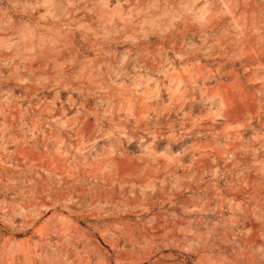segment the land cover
I'll list each match as a JSON object with an SVG mask.
<instances>
[{"label":"rangeland","instance_id":"1","mask_svg":"<svg viewBox=\"0 0 264 264\" xmlns=\"http://www.w3.org/2000/svg\"><path fill=\"white\" fill-rule=\"evenodd\" d=\"M0 264H264V0H0Z\"/></svg>","mask_w":264,"mask_h":264},{"label":"bare ground","instance_id":"2","mask_svg":"<svg viewBox=\"0 0 264 264\" xmlns=\"http://www.w3.org/2000/svg\"><path fill=\"white\" fill-rule=\"evenodd\" d=\"M101 45V44H100ZM103 50V49H102ZM101 50V51H102ZM43 51V50H42ZM100 51V52H101ZM87 55V54H86ZM140 58V57H139ZM98 66V65H97ZM51 72V71H50ZM75 78V77H74ZM150 78V77H149ZM152 79V78H151ZM145 80V79H144ZM46 82V81H45ZM137 86V85H136ZM148 86V85H147ZM117 87V86H116ZM142 87V86H141ZM145 88V87H144ZM102 88H100V90H101ZM253 89V88H252ZM224 93H226L225 91H224ZM117 94V93H116ZM114 95V94H113ZM126 96V95H125ZM225 96H227V94L225 95ZM224 97V96H223ZM228 97V96H227ZM117 99V98H116ZM101 100V99H100ZM228 100V99H227ZM229 102V101H228ZM228 102H225V103H228ZM80 103V102H79ZM86 104V103H85ZM117 106V105H116ZM183 114V113H182ZM36 121V120H35ZM39 121V120H38ZM126 125V124H125ZM85 126V125H84ZM238 126V125H237ZM119 128V127H118ZM182 130V129H181ZM244 135V134H243ZM193 137V136H192ZM197 138V137H196ZM15 140V139H14ZM150 140V139H149ZM231 140V139H230ZM147 141V140H146ZM90 142V141H89ZM133 142V141H132ZM141 143H143V142H141ZM88 144V143H87ZM90 144V143H89ZM136 145H137V143H136ZM141 145V144H140ZM180 145V144H179ZM130 146V145H129ZM182 146V145H181ZM135 147V146H134ZM102 148V147H101ZM141 149V148H140ZM142 150V149H141ZM199 153V152H198ZM109 155V154H108ZM4 160V159H3ZM142 162V161H141ZM146 163V162H145ZM29 186V185H28ZM69 197V196H68ZM61 200V199H60ZM51 203V202H50ZM29 203H27V205H28ZM32 204V203H31ZM39 204H40V202H39ZM41 204H42V202H41ZM45 205V204H44ZM44 207V206H43Z\"/></svg>","mask_w":264,"mask_h":264}]
</instances>
